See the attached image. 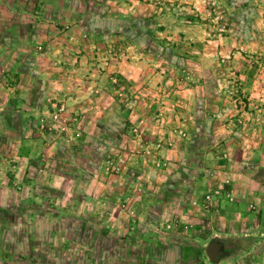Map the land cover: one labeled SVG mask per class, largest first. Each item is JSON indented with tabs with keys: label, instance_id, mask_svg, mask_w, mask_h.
<instances>
[{
	"label": "rangeland",
	"instance_id": "rangeland-1",
	"mask_svg": "<svg viewBox=\"0 0 264 264\" xmlns=\"http://www.w3.org/2000/svg\"><path fill=\"white\" fill-rule=\"evenodd\" d=\"M214 235L264 264V0H0V264H216Z\"/></svg>",
	"mask_w": 264,
	"mask_h": 264
},
{
	"label": "crops",
	"instance_id": "crops-1",
	"mask_svg": "<svg viewBox=\"0 0 264 264\" xmlns=\"http://www.w3.org/2000/svg\"><path fill=\"white\" fill-rule=\"evenodd\" d=\"M234 234H238V233H234ZM224 240L228 241L231 243V248H233V251L231 254L227 255L226 257H224L223 260L220 261V263H222L223 261H227L229 259H231L232 257H235L236 255H238L241 251H244L246 247H244L242 245V240L240 237H237V235H232V236H221ZM243 246V247H242ZM219 263V264H220Z\"/></svg>",
	"mask_w": 264,
	"mask_h": 264
},
{
	"label": "water",
	"instance_id": "water-1",
	"mask_svg": "<svg viewBox=\"0 0 264 264\" xmlns=\"http://www.w3.org/2000/svg\"><path fill=\"white\" fill-rule=\"evenodd\" d=\"M219 238L220 236L214 235L207 245V252L209 254V258L216 264L220 263L221 253L217 249L212 250V248L219 246Z\"/></svg>",
	"mask_w": 264,
	"mask_h": 264
},
{
	"label": "flooded vegetation",
	"instance_id": "flooded-vegetation-1",
	"mask_svg": "<svg viewBox=\"0 0 264 264\" xmlns=\"http://www.w3.org/2000/svg\"><path fill=\"white\" fill-rule=\"evenodd\" d=\"M231 248V243L224 240L222 237L219 238V246L212 248V250L217 249L218 251H220L221 255H220V261L222 260V258L226 257L227 255L231 254L232 251L230 250Z\"/></svg>",
	"mask_w": 264,
	"mask_h": 264
},
{
	"label": "trees",
	"instance_id": "trees-1",
	"mask_svg": "<svg viewBox=\"0 0 264 264\" xmlns=\"http://www.w3.org/2000/svg\"><path fill=\"white\" fill-rule=\"evenodd\" d=\"M133 26L134 28H137V25H135V23L129 21V20H126L125 23L121 22L120 25H118L119 27H117V29L119 28H122V27H125V26ZM231 251H233V248H230Z\"/></svg>",
	"mask_w": 264,
	"mask_h": 264
}]
</instances>
